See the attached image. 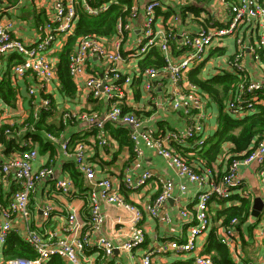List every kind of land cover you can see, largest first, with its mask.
<instances>
[{
	"label": "crops",
	"instance_id": "obj_1",
	"mask_svg": "<svg viewBox=\"0 0 264 264\" xmlns=\"http://www.w3.org/2000/svg\"><path fill=\"white\" fill-rule=\"evenodd\" d=\"M65 3L68 0H64ZM149 0H130L131 6L137 8V15L131 21V27L124 31L121 37L114 34L108 37L106 45L114 48V43L120 40L119 50L123 61L119 63L122 73L131 77L130 83L123 85L125 96L120 104L125 113L135 114L141 121L142 129L147 130L155 137H165L175 131H183L193 124L195 118L187 117L182 111L173 110L168 100L167 93L173 85L166 75H158L153 81V90L147 91L144 88L145 77L140 72L139 61L147 54L139 55L137 52V39L142 32L144 19V4ZM160 7L155 9V28L157 30H170L176 38L170 41L172 57L180 58L185 47L181 34H194L199 29L205 28L207 24L222 27L228 22L227 2L234 3L237 0H195L184 6L176 5L174 0H159ZM51 0H0V23H11L10 33L13 37L32 44L40 38L39 29L45 24L51 12ZM109 4L117 3V0H104ZM90 4L87 0H73L76 9L77 4ZM91 5V4H90ZM99 5V4H97ZM126 17L123 20H126ZM261 33L255 24H244L238 28L236 34L244 41L242 64L244 71L241 75L230 65L228 60L232 58L236 50L233 35H225L221 43L213 41L205 50L203 59L185 72V78L189 80L188 74L191 70L197 71V77L207 79L215 75L232 73L239 79L243 76L246 79L258 80L264 83V51L259 60H255L249 51V46L256 36ZM63 34L58 35L55 43L49 50L50 56L58 61V54L61 51L66 38ZM214 45V46H213ZM156 51L164 60V53L155 46ZM8 54L0 64V84L7 80L8 87L15 94V100L7 103L0 95V161L6 162L8 158L19 150L28 148L23 146L24 142L30 141L37 150V156L32 161L33 170L50 165L53 173L40 180L30 194L29 211L27 221L19 215L12 219L13 228L9 233L6 246L0 250V264L6 259L4 250L9 242L16 239L24 240L29 229L38 230L44 235L51 230L58 232L68 239L81 237L88 232L89 241L82 252L78 253L79 258L85 264H138L140 258L153 250L165 241L178 239L185 241L189 235L190 227L195 223L193 213L195 210L196 195L198 192L208 190L210 183L203 185L191 183L185 176H180L165 160L153 150L140 143L141 154L135 155L132 149V142L129 138V129L124 125H115L107 121L104 125V134L109 139L105 146H100L95 138L96 130L89 127L83 119L71 118L66 123L61 120L62 113L70 111L79 113L84 111H97L104 113L112 100L106 95L95 98L85 88L84 81L91 74L101 73L107 65L103 60L92 58L88 61L85 72L77 78H73L75 91L72 95L66 94L57 76L48 83H41L31 73L23 77L13 74L12 66L19 62ZM14 59H12V58ZM240 76V77H239ZM30 88L34 89L32 95L28 94ZM203 99L202 116L199 120L203 125L202 136L208 141L219 125L220 111L231 114L226 107L227 101L232 97L231 91L222 94L220 91L213 97L209 93L199 89ZM260 100L256 105H264V93L260 94ZM43 99L50 101L48 109H41ZM217 99L223 101L222 106ZM225 100V102H224ZM46 112L42 119L52 130L37 127L36 121L40 119L41 111ZM233 115V114H232ZM236 116V115H233ZM196 117V116H195ZM32 126L33 129H30ZM122 126L123 129H120ZM9 130V133L6 132ZM120 130L126 134H121ZM53 133L57 136L74 141L82 140L88 145L87 162L93 166L97 178H109L117 186V190L128 203L138 207L145 203L152 202L159 192L158 178L170 179L174 183L173 194L160 210L159 217H152L144 214L139 221V226L144 231V242L134 248L131 252L115 248L111 255L106 256L101 247L96 245L98 237L110 240L114 245L122 244L128 238L131 226L132 213L121 206L106 201L100 202V209L103 214V222L99 229L95 230L87 223L88 207L87 198L91 194V183L85 178L76 166L72 155H66L60 145L49 141L46 133ZM113 134H117L116 138ZM37 135L38 138H34ZM128 136V138H127ZM124 137L128 140L125 142ZM120 139L124 142H121ZM195 138L184 141L180 146L171 144L174 149L183 156L188 157L195 170L202 171L209 167L213 170L214 177H221L227 168L228 161L223 154L229 143L223 145V152L218 155L216 161L210 166L205 165L197 153ZM208 143L203 146L206 148ZM136 163H140L139 167ZM148 169L152 172V178L134 189H127L123 185L124 178L130 173L131 178ZM78 173L73 178L71 172ZM241 177V184L230 190L227 198L212 197L208 202V215L210 225L205 233L195 238L194 249L187 253H152L153 264H182L191 260L197 254H205L208 237L213 232L216 237L223 225V216H218L217 211L237 205L240 198L246 197L250 200V213L244 220L238 219L235 241L240 248L241 257L235 259L231 256V248L228 249L229 256L236 264H250L258 261L264 252V238L257 235L258 228L264 226V207L257 216L252 214L253 199L260 196L264 201V173H261L257 164L241 165L238 169ZM68 178L73 182V189L70 193L63 194L55 186L57 179ZM186 186L185 192H181L179 185ZM19 184L13 177H4L0 171V222L3 217L1 207L6 206L15 189ZM189 214L183 217L181 210ZM74 213L82 227L75 232L65 231L63 227L67 215ZM219 240V239H218ZM211 257L210 254H206ZM59 257V256H56ZM61 258V257H60ZM65 264L66 260L61 258Z\"/></svg>",
	"mask_w": 264,
	"mask_h": 264
},
{
	"label": "built area",
	"instance_id": "obj_2",
	"mask_svg": "<svg viewBox=\"0 0 264 264\" xmlns=\"http://www.w3.org/2000/svg\"><path fill=\"white\" fill-rule=\"evenodd\" d=\"M195 0H174L176 5L184 6L191 4ZM224 1V0H222ZM51 12L44 25L39 29L40 38L35 43L29 44L21 39L13 37L10 33V22L0 23V64L8 54H16L21 58L19 63L12 66L13 74L17 77H23L31 73L41 83H48L55 77L57 59L50 56L49 50L55 43L58 35L68 36L73 33L78 18L77 11L73 5V0H51ZM228 22L225 26L218 27L207 24L205 28L199 29L194 34L183 33L179 35L185 51L180 58H173L170 51V41L176 38V35L170 30H157L155 28V9L160 7L159 0H149L144 4V19L142 32L137 39V52L139 55L148 53L151 46L158 45L164 53V65L161 68L147 67L140 72L145 77L144 88L147 91L153 90V81L158 75H166L173 87L169 90L166 100L170 103L173 110L182 111L188 118H195L193 124L183 131H175L167 134L165 137H155L147 130L142 129L140 119L133 113H125L120 104V100L125 96L123 85L130 83L131 77L121 72L119 63L123 61V56L119 50L120 40L114 43V48H108L106 40L108 37L97 34H88L77 39L73 49L68 54V69L73 78L79 77L85 72L87 63L92 58L103 60L107 65L101 73L89 75L84 85L88 93L95 97L106 95L112 100L108 109L104 113L97 111H84L73 113L65 111L62 113L61 120L66 123L71 118H80L87 122L89 127L96 130L95 138L100 146H105L109 139L104 134V125L107 121L115 125H124L129 129V138L132 142V149L135 155L141 154L140 143L153 150L161 156L168 166L172 167L178 175L185 176L189 182L203 185L210 183L208 190L198 192L196 195L195 210L193 217L195 223L189 229V235L185 241L178 239L162 242L150 252L144 254L138 264H153L152 253H176L182 254L194 249L195 238L205 233L210 225L208 215V202L212 197L227 198L232 188L241 184L239 176V166L255 163L264 173V140L257 141L254 148L242 159H234L228 163L225 173L221 177H214L213 170L209 167L202 171L195 170L194 164L189 162L183 155L178 153L172 143L181 145L184 141L195 138L196 145H201L205 141L202 136L203 125L199 118L202 116L203 99L199 87L185 78V72L198 64L204 56L205 50L213 41L220 42L225 35H233L236 50L232 58L228 60V65L233 67L240 75L245 72L242 64V55L245 48L243 39L236 34L238 28L244 24H255L259 33L256 39L251 42L249 51L255 60H259L264 51V5L260 0H237L234 3L227 2ZM109 7L108 2H100L97 6L83 4L84 10L95 15L106 11ZM137 8L130 7L126 20H120L117 24V34L122 36L123 32L131 27V21L137 15ZM262 53V54H261ZM240 77V76H239ZM237 85L236 92L227 101V110L236 116L253 111L251 102L248 101L247 107L244 106L245 93L259 91L264 93V83L258 80L246 79ZM34 89L30 88L28 94L32 95ZM254 103L260 100V97L252 98ZM50 101L43 99L40 104L41 109H48ZM196 116V117H195ZM33 129L32 126H29ZM6 132L9 133V130ZM49 141L60 145L66 155H72L77 169L84 174L85 178L91 183V194L87 198L88 220L87 223L92 229H99L103 222V214L100 209V202L106 201L117 206L124 207L132 213L131 226L127 240L116 246L110 240L104 237H98L96 245L101 247L104 254L109 256L115 248L131 252L134 248L144 242V231L138 225L144 214L152 217H159L160 210L165 202L172 197L174 183L170 179L158 178L159 192L152 202L145 203L138 207L128 203L117 190V186L109 178H97L95 169L87 162L88 145L82 140L74 141L72 144L69 139L57 136L53 133H46ZM28 145L27 149L19 150L13 153L6 162L0 161V171L4 177H13L19 184V188L12 193L6 206L1 207L3 217L0 222V250L6 246L9 233L13 228L12 219L19 215L27 221L30 216L29 199L36 184L43 178L53 173L50 165L33 170L32 161L37 156V150L30 141L24 142L23 146ZM140 163H136L139 167ZM150 170L145 169L138 174L135 179L131 178L130 173L124 178L123 185L127 189H134L142 186L145 181L152 178ZM55 186L63 194L70 193L73 189L71 179H57ZM181 192H185L186 186L179 185ZM183 217L188 216L186 210H181ZM239 220L232 218L226 225L220 229L217 238L221 243L231 248V256L235 259L241 257L240 248L235 241L236 229ZM82 224L78 221L74 213H69L66 218L63 230L78 231ZM258 237L264 238V226H260L257 232ZM24 241L36 253L33 258L12 257L6 258L2 264H45L53 257L59 256L66 260L68 264H85L79 258L88 243V232L81 237L68 239L61 236L58 232L51 230L44 233L29 229L24 237ZM194 264H215L212 258L206 254H197L193 258ZM250 264H264V252L261 258Z\"/></svg>",
	"mask_w": 264,
	"mask_h": 264
},
{
	"label": "trees",
	"instance_id": "obj_3",
	"mask_svg": "<svg viewBox=\"0 0 264 264\" xmlns=\"http://www.w3.org/2000/svg\"><path fill=\"white\" fill-rule=\"evenodd\" d=\"M91 6H97L100 2L104 0H87ZM264 5V0H260ZM130 0H117V3L109 4L106 11L90 15L88 14L81 4H77L76 11L78 18L76 21V26L73 33L69 34L66 41L58 54V61L56 64L57 76L62 85L63 90L66 94L72 95L76 89L75 84L68 69V54L73 49L77 39L81 36L88 34H97L100 36L111 37L117 32V24L120 20H123L130 11ZM125 35V32H124ZM16 56V55H15ZM12 56L19 62V58ZM11 57V58H12ZM12 58V59H13ZM13 59V60H14ZM165 61L158 54L155 46H151L148 53L139 61V67L144 70L147 67L161 68ZM189 81L195 83L199 89L203 92L209 93L213 97L217 96L219 91L224 95L231 91L232 95L237 90V85L243 79H239L237 75L232 73H225L221 75H215L207 79H201L197 77V71L191 70L188 74ZM261 92H246L245 93V104L247 107L248 101L253 103V111H250L243 116H233L227 112L220 111L219 115V125L207 141L205 139L204 143L198 145L194 150L203 160H205V165L210 166V164L216 161L218 155H220L223 150V145L229 143V148L223 152L227 157L228 163L234 159L244 158L256 145L257 141L264 140V105H256L252 98L254 96L259 97ZM0 95L7 102L15 100V94L12 93L11 89L8 87L7 80L0 84ZM217 101L222 106L223 101L217 99ZM225 102V100H224ZM46 115L43 110L40 114V119L36 121L37 127H43L47 130H52L50 125H47L42 119ZM123 129L122 126H119ZM121 134L123 130H120ZM34 138H38L37 135H33ZM116 138L117 134H113ZM128 138V136H127ZM125 142L128 140L124 137ZM121 142H124L120 139ZM208 143L207 147L204 148ZM176 146H180L177 143H172ZM188 161V157L184 156ZM73 178L78 175L77 172H71ZM251 202L246 197L240 198V202L237 205H231L224 209L217 211L218 216H223V221L225 223L229 222L232 218H237L244 220L250 213ZM205 254H210L212 260L215 264H236L231 257L227 247L221 243L216 235L211 232L208 237L207 247L205 248ZM6 258L12 257H27L33 258L36 253L31 249V247L22 239H16L15 241L9 242L6 249L4 250ZM45 264H65L60 257L53 256L49 258ZM182 264H194L193 259L188 260Z\"/></svg>",
	"mask_w": 264,
	"mask_h": 264
},
{
	"label": "water",
	"instance_id": "obj_4",
	"mask_svg": "<svg viewBox=\"0 0 264 264\" xmlns=\"http://www.w3.org/2000/svg\"><path fill=\"white\" fill-rule=\"evenodd\" d=\"M264 207V201L260 196H256L253 199L252 214L257 216L259 211Z\"/></svg>",
	"mask_w": 264,
	"mask_h": 264
},
{
	"label": "rangeland",
	"instance_id": "obj_5",
	"mask_svg": "<svg viewBox=\"0 0 264 264\" xmlns=\"http://www.w3.org/2000/svg\"><path fill=\"white\" fill-rule=\"evenodd\" d=\"M214 46V45H213Z\"/></svg>",
	"mask_w": 264,
	"mask_h": 264
}]
</instances>
